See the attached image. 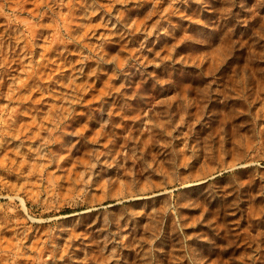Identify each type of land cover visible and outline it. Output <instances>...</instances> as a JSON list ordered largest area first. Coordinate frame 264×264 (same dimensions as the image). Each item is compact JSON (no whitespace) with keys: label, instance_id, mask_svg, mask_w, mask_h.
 Here are the masks:
<instances>
[{"label":"rangeland","instance_id":"1","mask_svg":"<svg viewBox=\"0 0 264 264\" xmlns=\"http://www.w3.org/2000/svg\"><path fill=\"white\" fill-rule=\"evenodd\" d=\"M0 264H264V0H0Z\"/></svg>","mask_w":264,"mask_h":264}]
</instances>
